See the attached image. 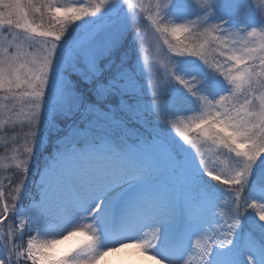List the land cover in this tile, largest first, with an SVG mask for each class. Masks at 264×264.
<instances>
[{
  "label": "snow or ice",
  "instance_id": "6c2138e0",
  "mask_svg": "<svg viewBox=\"0 0 264 264\" xmlns=\"http://www.w3.org/2000/svg\"><path fill=\"white\" fill-rule=\"evenodd\" d=\"M129 245L264 264V0H0V264Z\"/></svg>",
  "mask_w": 264,
  "mask_h": 264
},
{
  "label": "rangeland",
  "instance_id": "374dc122",
  "mask_svg": "<svg viewBox=\"0 0 264 264\" xmlns=\"http://www.w3.org/2000/svg\"><path fill=\"white\" fill-rule=\"evenodd\" d=\"M66 2V0H65ZM71 247H68V249L65 248V250H60L58 247L55 250V253L59 255H63L66 253ZM123 253V255H120V253ZM114 254L115 257H119V259L112 262V264H155V261L152 260L150 257L146 255H142L135 247L129 245L126 248H121L117 252L109 253L106 257L112 256ZM102 258V259H104ZM101 259V261H102ZM99 262V264L101 263Z\"/></svg>",
  "mask_w": 264,
  "mask_h": 264
},
{
  "label": "bare ground",
  "instance_id": "6f19581e",
  "mask_svg": "<svg viewBox=\"0 0 264 264\" xmlns=\"http://www.w3.org/2000/svg\"><path fill=\"white\" fill-rule=\"evenodd\" d=\"M79 238L78 237H73V238H69L68 240H64L61 241L60 243H58L55 246V249L58 247L60 250H65L68 249V247H75L76 243L78 242ZM120 253V255H123V253H121L120 251L118 252ZM117 259H119V257H115L114 254L112 256H109L107 258L102 259L100 264H112V262Z\"/></svg>",
  "mask_w": 264,
  "mask_h": 264
}]
</instances>
